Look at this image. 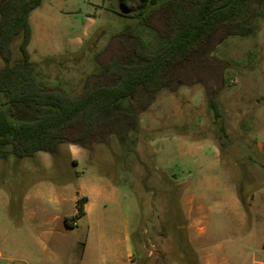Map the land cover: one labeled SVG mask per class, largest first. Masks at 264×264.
<instances>
[{"label": "rangeland", "instance_id": "obj_1", "mask_svg": "<svg viewBox=\"0 0 264 264\" xmlns=\"http://www.w3.org/2000/svg\"><path fill=\"white\" fill-rule=\"evenodd\" d=\"M141 2L44 0L30 16L36 83L80 95L99 71L100 55L133 29L148 53L159 52L167 41L138 25ZM244 16L255 33L228 38L213 53L226 66L219 115L201 83L179 86L157 94L125 141L113 136L90 149L63 143L54 154L23 159L10 154L0 160V228L19 222L27 191L55 186L66 211L79 195L89 197L95 216L122 240L128 223L135 264H264V0ZM21 41L12 44L13 64L23 59ZM8 98L0 94V108ZM143 100H121L104 117ZM35 117L34 109L15 106L12 121Z\"/></svg>", "mask_w": 264, "mask_h": 264}, {"label": "trees", "instance_id": "obj_2", "mask_svg": "<svg viewBox=\"0 0 264 264\" xmlns=\"http://www.w3.org/2000/svg\"><path fill=\"white\" fill-rule=\"evenodd\" d=\"M253 1L142 0L138 25L155 31L167 44L152 54L139 44L135 29L122 34L100 55V69L89 87L72 97L42 88L33 76L30 16L44 0H0V94L9 95L7 107L0 108V160L10 154L20 159L38 152L54 154L63 143L90 149L113 136L125 141L163 89L201 83L219 115L215 99L226 66L213 53L228 38L255 33L250 16H244ZM18 36L23 59L13 64L12 44ZM131 58L138 62L131 64ZM139 94L144 100L131 111L104 117L117 102ZM15 106L34 109L35 119L15 124ZM86 202V197L77 201V214L67 219L69 228L84 215Z\"/></svg>", "mask_w": 264, "mask_h": 264}, {"label": "crops", "instance_id": "obj_3", "mask_svg": "<svg viewBox=\"0 0 264 264\" xmlns=\"http://www.w3.org/2000/svg\"><path fill=\"white\" fill-rule=\"evenodd\" d=\"M59 193L55 186H37L25 193L19 222L0 228V264H135L128 223L122 240L113 235L112 227L107 230L99 214L95 216L89 197L79 195L73 209L66 211ZM83 197L87 198L84 215L69 228L67 219L77 214V201ZM85 221V230H79Z\"/></svg>", "mask_w": 264, "mask_h": 264}]
</instances>
